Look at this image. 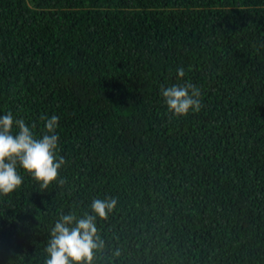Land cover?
I'll return each mask as SVG.
<instances>
[{
	"label": "trees",
	"instance_id": "1",
	"mask_svg": "<svg viewBox=\"0 0 264 264\" xmlns=\"http://www.w3.org/2000/svg\"><path fill=\"white\" fill-rule=\"evenodd\" d=\"M185 83L203 106L174 117ZM9 112L36 138L59 117L65 164L47 189L17 166L0 264H45L60 216L109 197L94 264H264V0H0Z\"/></svg>",
	"mask_w": 264,
	"mask_h": 264
},
{
	"label": "clouds",
	"instance_id": "2",
	"mask_svg": "<svg viewBox=\"0 0 264 264\" xmlns=\"http://www.w3.org/2000/svg\"><path fill=\"white\" fill-rule=\"evenodd\" d=\"M178 77L185 76L181 67ZM168 111L174 117L186 116L189 112H199L202 96L199 88L191 83L161 88ZM45 120L42 138H36L23 119H14L11 112L0 116V194L7 195L19 188L23 178L17 173V166L40 182L41 189L57 180L58 169L65 164V158L57 155L59 117L52 115ZM18 132L13 134V127ZM60 184L64 180L59 181ZM117 199H95L91 204L93 214L87 212L83 217L69 213L61 215L51 231V238L45 249L48 258L45 264H94L96 253L105 247L98 234L97 217L106 220L117 206ZM120 255L119 249L113 253Z\"/></svg>",
	"mask_w": 264,
	"mask_h": 264
}]
</instances>
